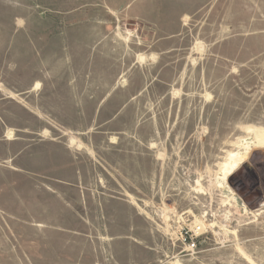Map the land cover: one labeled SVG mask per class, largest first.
<instances>
[{
  "label": "rangeland",
  "instance_id": "obj_1",
  "mask_svg": "<svg viewBox=\"0 0 264 264\" xmlns=\"http://www.w3.org/2000/svg\"><path fill=\"white\" fill-rule=\"evenodd\" d=\"M0 172V264H264V0H0Z\"/></svg>",
  "mask_w": 264,
  "mask_h": 264
},
{
  "label": "crops",
  "instance_id": "obj_2",
  "mask_svg": "<svg viewBox=\"0 0 264 264\" xmlns=\"http://www.w3.org/2000/svg\"><path fill=\"white\" fill-rule=\"evenodd\" d=\"M14 142H12L11 143V146H12V148H15V147H18L17 145H15V144H13ZM48 148V147H47ZM22 149L23 148H21V149H19L20 151H18L16 154L18 155V153H20V156H16V155H13L11 158H12V160L14 159H20V158H22V159H24V158H27V157H22V155L26 152V150H24L23 152H22ZM24 149H27V148H24ZM15 150V149H14ZM35 150V151H34ZM34 150H32V151H34L33 152V154H35L36 156H38V155H44V154H46V152L43 150V149H41V147H37V146H35L34 147ZM22 153V154H21ZM35 155L33 156V157H35ZM30 159V158H29ZM13 165H14V163H13ZM14 171H22V170H27L25 167H22L21 165L20 166H18V165H14ZM1 173V172H0ZM2 175H6V174H3V172L1 173ZM32 174L34 175L35 173L34 172H32ZM31 187H32V189L33 190H36L37 188L36 187H38L37 185L36 186H33L32 184H31ZM34 188H36V189H34ZM23 198V197H22ZM86 248L85 249H83V247H74L73 248V250H72V253H74V254H78V255H86ZM68 252V251H67ZM25 254H26V251L24 252ZM84 261V260H83ZM81 262V261H76L74 264H86V262ZM69 264V263H68Z\"/></svg>",
  "mask_w": 264,
  "mask_h": 264
},
{
  "label": "built area",
  "instance_id": "obj_3",
  "mask_svg": "<svg viewBox=\"0 0 264 264\" xmlns=\"http://www.w3.org/2000/svg\"><path fill=\"white\" fill-rule=\"evenodd\" d=\"M175 210H170V214H173ZM198 227H195V230H191L188 239L186 240V248L189 250H193L195 248V236L197 235Z\"/></svg>",
  "mask_w": 264,
  "mask_h": 264
}]
</instances>
